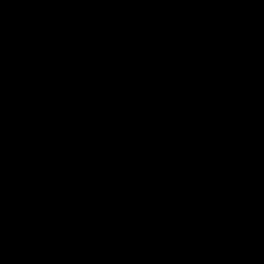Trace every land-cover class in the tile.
Listing matches in <instances>:
<instances>
[{"label":"water","instance_id":"1","mask_svg":"<svg viewBox=\"0 0 264 264\" xmlns=\"http://www.w3.org/2000/svg\"><path fill=\"white\" fill-rule=\"evenodd\" d=\"M0 264H264V0H0Z\"/></svg>","mask_w":264,"mask_h":264}]
</instances>
